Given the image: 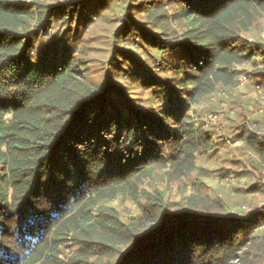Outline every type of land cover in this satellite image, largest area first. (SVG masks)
<instances>
[{"label": "trees", "instance_id": "trees-1", "mask_svg": "<svg viewBox=\"0 0 264 264\" xmlns=\"http://www.w3.org/2000/svg\"><path fill=\"white\" fill-rule=\"evenodd\" d=\"M86 1L0 0V264H256L263 210L224 221L221 206L169 212L147 195L125 223L108 203L140 196L156 165L182 172L212 145L189 112L229 81L235 62L259 61L264 72V47L240 32L264 0H130L142 21L127 20L116 38L145 36L150 50L167 52L153 53L158 76L123 53L137 66L123 69L125 80L141 87H131L132 101L85 75L80 27L106 7ZM166 83L167 105L142 103L146 88ZM62 245L76 248L64 258Z\"/></svg>", "mask_w": 264, "mask_h": 264}, {"label": "rangeland", "instance_id": "rangeland-1", "mask_svg": "<svg viewBox=\"0 0 264 264\" xmlns=\"http://www.w3.org/2000/svg\"><path fill=\"white\" fill-rule=\"evenodd\" d=\"M23 1L47 5L61 0ZM102 1L106 7L93 16L90 24L80 27L82 33H86V39L80 44L85 54L84 62L91 65L90 70L84 72L90 82L102 81L106 85L113 83L120 86L129 98L127 101H132L131 98L139 97L133 91H139L141 87L125 80L127 72L124 70L131 72L137 66L123 53L126 57H133L147 75L158 76L162 75L164 68H160V62L153 55L161 58L167 56V52L150 50L151 43L145 36H124L119 41L116 34L127 20L139 22L142 17L130 10V0ZM86 2L96 5L99 1ZM100 3L92 10H98ZM240 32L249 42L264 47V9H256L247 24L240 27ZM71 52L73 54L74 50ZM118 52L121 54L117 55ZM227 72L232 74L229 81L218 83L215 91L195 103L189 112L197 126L203 125L210 132L212 145L206 151H196L192 166L182 172H176L166 164L153 167L140 179V196L133 198L122 194L109 201L110 210L120 220L135 223L147 195L158 198L167 210L187 207L191 202L202 200L221 206L224 221L232 216L246 219L264 211V142L260 143L264 141L263 68L259 61L235 62ZM242 81L245 83L241 84ZM133 86L135 89L131 91ZM168 87L169 83H166L159 93L146 88L140 95L142 103L148 99L150 109L154 111L167 105ZM247 135H250L249 139H246ZM235 171L238 173L235 174ZM261 222L254 228V233H259L258 244L264 247V220ZM75 248L73 245H62L60 252L68 258ZM256 264H264V249H261Z\"/></svg>", "mask_w": 264, "mask_h": 264}, {"label": "water", "instance_id": "water-1", "mask_svg": "<svg viewBox=\"0 0 264 264\" xmlns=\"http://www.w3.org/2000/svg\"><path fill=\"white\" fill-rule=\"evenodd\" d=\"M192 218H193V217H191V218H185V219H182V220H179V221H176V222L169 223V224L167 225V227L170 226L171 224H175V223H179V222H184V221H187V220L192 219Z\"/></svg>", "mask_w": 264, "mask_h": 264}, {"label": "built area", "instance_id": "built-area-1", "mask_svg": "<svg viewBox=\"0 0 264 264\" xmlns=\"http://www.w3.org/2000/svg\"><path fill=\"white\" fill-rule=\"evenodd\" d=\"M245 80V79H244ZM245 83V81H242V83L241 84H244Z\"/></svg>", "mask_w": 264, "mask_h": 264}]
</instances>
